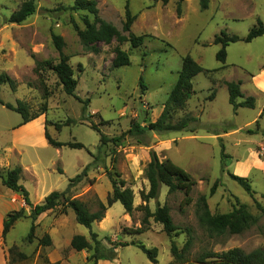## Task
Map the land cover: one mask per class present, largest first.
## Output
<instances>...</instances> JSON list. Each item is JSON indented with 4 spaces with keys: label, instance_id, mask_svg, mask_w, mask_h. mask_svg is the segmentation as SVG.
I'll return each instance as SVG.
<instances>
[{
    "label": "rangeland",
    "instance_id": "rangeland-1",
    "mask_svg": "<svg viewBox=\"0 0 264 264\" xmlns=\"http://www.w3.org/2000/svg\"><path fill=\"white\" fill-rule=\"evenodd\" d=\"M24 1L0 0V74L14 80L13 89L0 85V99L12 105L22 102L32 114L42 109L45 112L20 125V115L0 105V173L19 166V183L30 202L39 204L49 193L64 191L68 181L89 165L86 177L71 187L69 195L91 212L97 210L98 202L105 205L111 194L106 170L117 171L133 192V206L140 204L139 192L148 190L144 171L151 150L159 161L169 159L196 184L189 194V205L182 203L183 193L168 194L165 186L160 187L156 200L147 203L150 211L157 204L169 208L177 227L170 237L152 219L143 233L129 234L141 227L143 213L134 210L127 215L116 202L90 229L77 224L71 211L65 215L56 210L43 213L36 218L33 238L28 241L30 210L0 181V264H91L87 257L94 253L92 248L76 252L70 246L75 235L91 242L90 232L101 243L100 254L113 255L112 260H98L96 264H196V258L208 252L232 248L246 253L264 251V114L259 117L264 108V34L248 43L229 44L223 64L215 59L220 46L213 43L220 32L244 38L257 21L264 26V0H208L206 10H200L199 0H183L180 16L176 0L166 5L152 0H95L99 17L120 31L127 5L135 16L131 32L144 37L138 48L115 41L99 43L97 53L84 51L70 22L72 17L83 28L82 17L90 21L93 17L84 11L58 10L70 6L73 0H34L31 16L20 24H8V17ZM52 33L65 43L63 53L69 57L77 81L75 95L81 101L88 100L85 110L82 102L63 92L46 64L36 70L38 62H58ZM116 48L128 55L129 65L112 68ZM185 55L204 69L192 79L194 94L172 116V123L184 117L195 118L188 130L126 134L118 143L102 146L100 134L108 139L118 137L133 121L146 128L158 118ZM229 81L240 82L242 98L237 101L253 97L254 108L232 110L224 85ZM45 131L57 142L81 143L83 148L52 147L44 137ZM228 173L247 178L253 193L244 192ZM215 181L217 188L210 195ZM200 196L206 197L211 214L229 216L244 205L257 222L240 234L211 235L196 216ZM19 209L24 210L25 217L2 241L3 218ZM46 234L50 246L39 244ZM188 240L190 245L183 251ZM131 242L156 248L157 262H150ZM171 243L183 252L182 262L172 257Z\"/></svg>",
    "mask_w": 264,
    "mask_h": 264
},
{
    "label": "trees",
    "instance_id": "trees-1",
    "mask_svg": "<svg viewBox=\"0 0 264 264\" xmlns=\"http://www.w3.org/2000/svg\"><path fill=\"white\" fill-rule=\"evenodd\" d=\"M154 2H161L166 5L169 0H152ZM183 0H176V12L177 16L181 15V5ZM200 10H206L208 7V0H199ZM58 10L78 12L84 11L93 17L90 21L86 16L82 17L81 21L83 28H79L75 23L74 19L70 17L72 28L82 46L84 51L89 53H97V45L99 43L108 44L115 41L121 45L128 43L132 48H138L143 44L144 37L134 35L130 28L135 19V16L131 15L128 6L125 5L124 21L121 26V31L118 30L114 25L101 19L98 15L97 2L95 0H73L72 4L67 7H59ZM35 12L34 0H26L21 3L19 8L14 11L6 20L8 24H20L25 21L29 16ZM264 34V26L260 21H257L255 27H252L244 38H240L236 35H228L224 32H220L219 35L215 36L213 43L219 45L220 48L215 55V59L223 64L226 60V48L231 43L243 41L245 43L251 42L253 39L260 37ZM52 43L58 53V62L51 64L50 62H38L36 64V70L39 67L46 64L50 70L56 76L59 84L62 87L63 92L67 96L74 97L76 100L82 102L83 110L88 106V100L81 101L76 95L75 90L77 87V81L73 78V71L69 64V57L63 53L65 43L63 39L57 35L51 34ZM112 68H118L129 65L128 55L121 51L119 48L114 50V58L112 60ZM264 69V65H263ZM203 68L194 61L189 55H185L182 58L181 68L178 74V78L174 86L172 87L167 100L163 105V109L158 118L147 125L146 128L141 127L138 122L133 121L129 129L118 137L108 139L105 135L100 134V144L106 145L107 143H118L127 134H144L147 131L155 133H166V132H181L188 130L190 122L195 121L193 117H184L176 123H172V116L180 110L183 105L191 98L193 93L192 79L199 73L203 72ZM8 85L11 89L14 88V80L5 74H0V85ZM228 92V103L232 110L235 112L238 108H254L255 100L253 97H247L243 101L238 102L237 100L242 98L240 90V82L229 81L225 82ZM140 87L144 89L140 80ZM0 105L6 109L13 111L20 115V125H25L28 122L36 119L45 112L42 109L40 112L30 113L27 106L22 102H17L16 105L9 103H3L0 99ZM264 114V108L262 109L259 117ZM68 123V121H67ZM257 123V122H256ZM91 129L99 132L95 125H91ZM44 137L48 145L60 148L66 146L70 149H81L83 145L81 143H61L53 140L47 131L44 132ZM224 148L221 149L223 154ZM224 157H227L223 154ZM89 165H86L80 174L76 175L68 181L67 187L64 191L58 192L53 191L49 193L44 200L39 204H32L28 198V193L25 188L19 183L21 178L22 170L19 166L8 169L4 174L0 173L1 184L7 189L18 194L24 202V205L29 208L28 217L31 220V226L26 236L28 241L32 240V234L35 230V220L38 216L48 211H57L60 215H65L68 211L73 212L74 218L77 224L82 225L88 229L95 222H100L104 218V213L107 208H110L114 203L118 202L121 204L123 211L127 215H131L134 210L141 211L143 213V219L141 221V227L130 231L129 234H141L146 230L148 220L152 219L154 223H158L162 226L163 232L168 236H172L176 233L177 227L174 225L170 216L169 208L166 205H156L153 211H150L147 203L149 200H156L159 195L161 186L167 188V193L171 194L174 192L183 193L182 203L189 205L191 198L189 194L196 182L187 174L184 170L176 166L169 159L159 161L156 153L151 150L149 152V161L146 165L144 176L148 182V190L139 192L140 204L136 207L133 206V192L126 186L125 182L120 179V175L117 171L106 170L107 178L111 184V194L106 199V204L101 202L97 203V210L91 212L88 210L86 205L69 195L71 187L75 186L86 177L87 169ZM228 177L237 183L248 195L253 193L250 186V182L247 178L236 176L232 173H228ZM218 185V181H215L210 188V195L214 194ZM236 202L238 203L237 199ZM196 216L199 224L205 228V230L211 235H221L227 232L231 235L240 234L243 231L249 229L255 225L257 218L246 211L244 205H239L238 208L233 209L229 216L211 214L208 210L206 197L200 196L196 202ZM24 210L19 209L11 211L5 215L1 225V239H5L6 234L14 224L20 219L24 218ZM230 219V220H229ZM264 235V232H263ZM90 241L84 236L75 235L70 241V246L76 252L82 250L93 249L94 253L87 257V261L91 264H96L98 260H112L113 255L100 254L101 243L97 239L95 233L90 232ZM39 244L43 246H50L51 239L46 234L40 240ZM132 245L136 246L146 257L152 262L156 263L157 260V249L147 248L141 243L131 242ZM190 245L188 240L185 245V249ZM170 253L174 260L182 262L183 252L179 251L174 243L170 245ZM21 258H25V255L19 254ZM196 264H264V251L261 249H255L248 253L244 252L239 248H232L221 253L208 252L204 253L196 258Z\"/></svg>",
    "mask_w": 264,
    "mask_h": 264
},
{
    "label": "crops",
    "instance_id": "crops-1",
    "mask_svg": "<svg viewBox=\"0 0 264 264\" xmlns=\"http://www.w3.org/2000/svg\"><path fill=\"white\" fill-rule=\"evenodd\" d=\"M254 83V82H253Z\"/></svg>",
    "mask_w": 264,
    "mask_h": 264
}]
</instances>
